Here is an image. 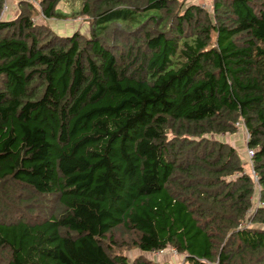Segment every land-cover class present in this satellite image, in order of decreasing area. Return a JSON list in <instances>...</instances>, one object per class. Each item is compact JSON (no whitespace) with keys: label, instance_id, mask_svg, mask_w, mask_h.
I'll use <instances>...</instances> for the list:
<instances>
[{"label":"trees","instance_id":"trees-1","mask_svg":"<svg viewBox=\"0 0 264 264\" xmlns=\"http://www.w3.org/2000/svg\"><path fill=\"white\" fill-rule=\"evenodd\" d=\"M11 1L0 264H264V0H83L68 36L63 0Z\"/></svg>","mask_w":264,"mask_h":264},{"label":"rangeland","instance_id":"rangeland-1","mask_svg":"<svg viewBox=\"0 0 264 264\" xmlns=\"http://www.w3.org/2000/svg\"><path fill=\"white\" fill-rule=\"evenodd\" d=\"M21 0H13L11 1L12 4H19ZM28 1V0H26ZM29 2V1H28ZM189 3H195L198 5H201L205 7L207 10L211 11L213 7V0H188ZM82 3L83 0H63L59 6H58V12L65 15L66 18H63L61 20H50L49 24L51 27L60 35L62 36H68L74 34L76 31L87 34L89 27L87 25V22L85 18L80 17L79 14L82 9ZM12 11V9H11ZM9 12L6 14L5 19L11 18V16H8ZM45 20L43 17H39L36 19L37 22H41ZM231 143L235 144L238 142V146L241 149V155L245 156L246 151V135H245V129L244 127H241L238 129L237 133L233 135H229ZM227 140V137L226 139ZM244 151V152H243ZM246 167L252 174L253 170L250 168V163L247 162ZM258 194V193H257ZM255 204L259 205L258 202V195L255 197ZM127 256L130 258V260H134L136 257H139L142 255L139 251H128ZM147 259L151 261H157L160 264H169L170 262H173V264H183L184 257L179 255L178 253H175L174 250H168L163 253H151V254H145L144 255Z\"/></svg>","mask_w":264,"mask_h":264},{"label":"built area","instance_id":"built-area-1","mask_svg":"<svg viewBox=\"0 0 264 264\" xmlns=\"http://www.w3.org/2000/svg\"><path fill=\"white\" fill-rule=\"evenodd\" d=\"M28 1L31 2V3H35L36 2V0H28ZM7 11H8V7H5L3 13H6ZM237 127L241 128L242 127V123L238 122L237 123ZM245 135H246V141H247L248 138H249V134L247 133V131H245ZM253 155H254V151L253 150H248V156L251 158ZM254 176L256 177L255 173H254ZM174 251H175V253H177L176 250H174Z\"/></svg>","mask_w":264,"mask_h":264}]
</instances>
